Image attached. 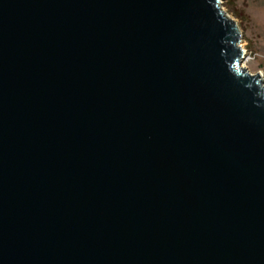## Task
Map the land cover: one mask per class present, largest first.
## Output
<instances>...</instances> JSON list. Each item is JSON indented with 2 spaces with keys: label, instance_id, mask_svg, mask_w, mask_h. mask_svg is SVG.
I'll list each match as a JSON object with an SVG mask.
<instances>
[{
  "label": "water",
  "instance_id": "95a60500",
  "mask_svg": "<svg viewBox=\"0 0 264 264\" xmlns=\"http://www.w3.org/2000/svg\"><path fill=\"white\" fill-rule=\"evenodd\" d=\"M220 0H0V264H264V85Z\"/></svg>",
  "mask_w": 264,
  "mask_h": 264
},
{
  "label": "rangeland",
  "instance_id": "374dc122",
  "mask_svg": "<svg viewBox=\"0 0 264 264\" xmlns=\"http://www.w3.org/2000/svg\"><path fill=\"white\" fill-rule=\"evenodd\" d=\"M220 7L240 32L244 55L239 66L250 75L259 74L264 85V0H220Z\"/></svg>",
  "mask_w": 264,
  "mask_h": 264
},
{
  "label": "bare ground",
  "instance_id": "6f19581e",
  "mask_svg": "<svg viewBox=\"0 0 264 264\" xmlns=\"http://www.w3.org/2000/svg\"><path fill=\"white\" fill-rule=\"evenodd\" d=\"M221 11L225 14V12H224V10L221 8ZM225 16H227L226 14H225ZM227 18H228V16H227ZM240 33V32H239ZM244 55V54H243ZM238 68L240 69V70H243V71H245L244 70V67L242 66V65H240V66H238ZM261 77V76H260Z\"/></svg>",
  "mask_w": 264,
  "mask_h": 264
},
{
  "label": "built area",
  "instance_id": "2783aa9c",
  "mask_svg": "<svg viewBox=\"0 0 264 264\" xmlns=\"http://www.w3.org/2000/svg\"><path fill=\"white\" fill-rule=\"evenodd\" d=\"M249 59H254V57H248Z\"/></svg>",
  "mask_w": 264,
  "mask_h": 264
}]
</instances>
